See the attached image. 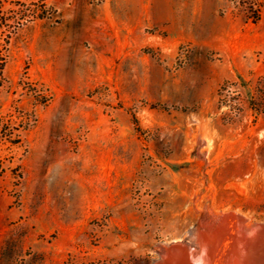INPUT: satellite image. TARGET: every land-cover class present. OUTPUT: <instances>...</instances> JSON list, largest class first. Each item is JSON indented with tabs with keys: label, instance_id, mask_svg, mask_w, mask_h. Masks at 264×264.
I'll use <instances>...</instances> for the list:
<instances>
[{
	"label": "rangeland",
	"instance_id": "1",
	"mask_svg": "<svg viewBox=\"0 0 264 264\" xmlns=\"http://www.w3.org/2000/svg\"><path fill=\"white\" fill-rule=\"evenodd\" d=\"M0 15V264H160L202 220L264 221V0Z\"/></svg>",
	"mask_w": 264,
	"mask_h": 264
},
{
	"label": "bare ground",
	"instance_id": "2",
	"mask_svg": "<svg viewBox=\"0 0 264 264\" xmlns=\"http://www.w3.org/2000/svg\"><path fill=\"white\" fill-rule=\"evenodd\" d=\"M227 217L202 220L200 232L190 231L196 246L179 240L160 264H264V221L234 214L230 227Z\"/></svg>",
	"mask_w": 264,
	"mask_h": 264
},
{
	"label": "trees",
	"instance_id": "3",
	"mask_svg": "<svg viewBox=\"0 0 264 264\" xmlns=\"http://www.w3.org/2000/svg\"><path fill=\"white\" fill-rule=\"evenodd\" d=\"M4 2H5V0H0V14H1V12H2V9H3V6H4ZM1 18H2V17H1V15H0V19H1ZM17 24L19 25V24H21V22L18 21ZM2 69H3V66L0 65V70L2 71Z\"/></svg>",
	"mask_w": 264,
	"mask_h": 264
}]
</instances>
